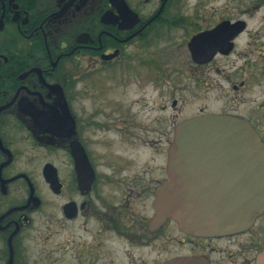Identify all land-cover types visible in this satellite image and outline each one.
Segmentation results:
<instances>
[{"label":"flooded vegetation","instance_id":"af4514ba","mask_svg":"<svg viewBox=\"0 0 264 264\" xmlns=\"http://www.w3.org/2000/svg\"><path fill=\"white\" fill-rule=\"evenodd\" d=\"M213 1L0 0V264H27L25 235L46 207L56 264H255L264 212L206 237L158 207L181 123L238 116L264 142V0ZM233 81L248 117L208 97Z\"/></svg>","mask_w":264,"mask_h":264},{"label":"water","instance_id":"95a60500","mask_svg":"<svg viewBox=\"0 0 264 264\" xmlns=\"http://www.w3.org/2000/svg\"><path fill=\"white\" fill-rule=\"evenodd\" d=\"M200 38L190 44L194 61L200 59L195 45ZM168 176L158 207L184 232L231 235L264 212V143L240 117L207 114L178 125L168 150ZM45 178L55 185L48 168ZM255 264H264V248Z\"/></svg>","mask_w":264,"mask_h":264},{"label":"rangeland","instance_id":"374dc122","mask_svg":"<svg viewBox=\"0 0 264 264\" xmlns=\"http://www.w3.org/2000/svg\"><path fill=\"white\" fill-rule=\"evenodd\" d=\"M203 3V1H202ZM183 8L192 10L194 8H200V0H186L185 6L184 3L182 5ZM225 8V1H213L211 5H208L207 8ZM258 22L253 20L250 22L251 25H255ZM243 45L240 44V48ZM239 83L238 81L233 82H220V87L218 89L213 90L208 94L209 98H216L218 96L223 97L226 95L228 98H232V104L238 103V110L240 115L244 117H248L250 114V105L248 103V96L245 91L235 93L231 91L232 83ZM225 96L224 99H227ZM192 98V93L189 94V99ZM198 97L192 98L195 99L196 103H200ZM217 101H210L209 105L211 109L217 110L219 106ZM51 212L50 207H46L42 213H39L34 222L30 225L28 232L25 235V251L27 255V264H56L55 257V230L56 225L53 220L50 219L49 213ZM52 214V213H51ZM53 215V214H52Z\"/></svg>","mask_w":264,"mask_h":264}]
</instances>
